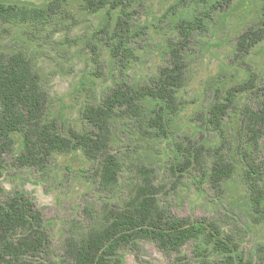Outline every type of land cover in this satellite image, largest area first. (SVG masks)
<instances>
[{
  "label": "rangeland",
  "instance_id": "rangeland-1",
  "mask_svg": "<svg viewBox=\"0 0 264 264\" xmlns=\"http://www.w3.org/2000/svg\"><path fill=\"white\" fill-rule=\"evenodd\" d=\"M126 1L95 0L96 4L90 6L87 0H0V5L13 11L46 12V17L40 20L30 19L0 28V53L27 54L49 95L48 119L65 132L67 127L80 132L86 128L82 112L89 94L102 98L116 83H139L154 76L164 65L163 52L176 28L197 23L190 0H148L146 12L132 0L129 10L135 12L139 26L148 29V40L143 42V36L137 37L134 49L139 59L120 70L115 68L106 43L124 15ZM207 3L210 17L205 20V29L198 30L193 38L187 57L188 77L179 91L182 106L174 124L164 139L154 141H143L137 126L119 131L117 138L123 144L115 154L124 161L127 155L132 160L144 159L157 171L158 183L170 190L166 199L173 216L192 222L218 220L225 232L230 230L237 236L240 248L252 259L257 258V247H264V221H259L252 201L249 168L240 163L222 194L212 189L207 172H188L178 191L171 190L172 168L181 161L177 144L192 142L218 147L228 140L235 150L233 156L239 158L240 113L226 118L223 134L204 125L216 94L248 83L264 88V38L244 58L237 56L236 50L247 30L264 34L262 1L207 0ZM236 101L240 108L253 105L246 92L237 93ZM126 136L129 139L121 140ZM12 137L16 147L14 154L6 159L0 179V204L16 194L33 200L52 241L45 258H28L27 262L61 263L66 228L72 221L83 219L85 203L101 201L108 207H119L128 195V186L111 199L101 196L97 189L98 162L89 160L81 150L56 154L45 168L20 165L17 159L23 153V138L17 133ZM260 148L264 150V139ZM261 158L264 164V152ZM261 169L264 172V166ZM129 176V171H125L123 178L128 181ZM197 245L212 257L219 256L213 245L205 241L189 242L179 254L185 260L180 261L179 255L167 256L153 241L141 239L120 251L118 258L120 264H196Z\"/></svg>",
  "mask_w": 264,
  "mask_h": 264
},
{
  "label": "trees",
  "instance_id": "trees-1",
  "mask_svg": "<svg viewBox=\"0 0 264 264\" xmlns=\"http://www.w3.org/2000/svg\"><path fill=\"white\" fill-rule=\"evenodd\" d=\"M131 1L124 4V15L106 43L115 68L120 70L139 59L134 49L137 37L143 36V42L148 40V29L139 26L135 12L129 10ZM134 1L146 12L148 0ZM190 1L195 7L197 23L176 28L163 52L164 65L143 82L116 83L102 98L89 94L82 112L86 124L82 132L73 127H67L65 132L49 121V95L27 54L0 53V179L6 159L15 152L12 135L17 133L23 138V153L17 159L20 165L45 168L56 154L81 150L89 160L98 162L97 189L101 196L111 199L126 185L129 189L119 207L111 208L101 201L85 203L83 219L72 221L66 228L64 256L59 260L62 264H120V251L141 239L153 241L167 256L181 254L189 242L205 241L213 245L219 254L215 258L197 245L196 264H264V247L258 246L257 258L249 259L240 248L237 236L230 230L225 232L218 220L192 222L173 216L166 199L170 190L158 183L157 171L144 159L132 160L127 155L124 161L115 154L123 144L117 138L119 131L137 126L143 141L162 139L180 113L179 91L189 73L187 57L193 38L198 30L205 29V20L211 12L207 0ZM261 1L264 9V0ZM87 3L96 4L95 0ZM43 17L46 12H19L0 5V28ZM263 38L264 34L247 30L237 43V56L244 58ZM239 92L250 95L253 105L240 108L236 101ZM234 113H240L242 122L239 158L233 156L235 150L228 140L218 147L192 142L177 144L181 161L172 168L171 190L178 191L186 173L207 172L212 189L222 194L225 184L242 163L250 170L252 201L259 221H264L261 169L264 150L260 148L264 139V88L248 83L224 94L218 92L204 125L223 134L226 118ZM127 139V136L121 137L123 141ZM125 171H129L128 181L123 178ZM51 241L43 215L33 200L16 194L0 204V264H30L28 258H45ZM178 259L183 261L185 257L179 255ZM52 263L61 264L56 260Z\"/></svg>",
  "mask_w": 264,
  "mask_h": 264
}]
</instances>
